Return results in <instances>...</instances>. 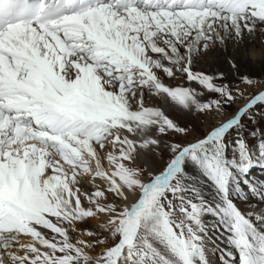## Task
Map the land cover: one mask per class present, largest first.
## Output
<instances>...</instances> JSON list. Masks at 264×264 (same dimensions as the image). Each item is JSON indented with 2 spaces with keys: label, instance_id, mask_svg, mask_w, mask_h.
Returning <instances> with one entry per match:
<instances>
[{
  "label": "snow or ice",
  "instance_id": "snow-or-ice-1",
  "mask_svg": "<svg viewBox=\"0 0 264 264\" xmlns=\"http://www.w3.org/2000/svg\"><path fill=\"white\" fill-rule=\"evenodd\" d=\"M258 25L264 0H0V264H264V90L193 67ZM101 215L106 235L72 241ZM205 216L228 251L206 249Z\"/></svg>",
  "mask_w": 264,
  "mask_h": 264
},
{
  "label": "bare ground",
  "instance_id": "bare-ground-1",
  "mask_svg": "<svg viewBox=\"0 0 264 264\" xmlns=\"http://www.w3.org/2000/svg\"><path fill=\"white\" fill-rule=\"evenodd\" d=\"M246 33V32H245ZM244 33V34H245ZM243 34V35H244ZM255 34L257 35V40L253 43V45H248L247 51L243 50H237L238 53L234 52L231 48L230 39L232 37H228L226 39V43H228L227 50L223 49L224 44L221 45L217 43H213L210 45V47L207 49V51L202 52L196 56L193 57V67L196 70H199L202 73L208 74V75H214L217 71L223 70V75L226 77L224 80L225 82H235L238 78H240L241 73L243 72V69H246V71H251L254 73H257L261 70H264V44L262 43L264 34L260 32V26L258 25L255 31ZM263 35V36H261ZM246 43L248 44V40H246ZM218 46L222 48V52L219 53V56L215 54V56H210L212 47ZM260 50V51H258ZM233 51V52H232ZM220 55H228L227 61H223V59L220 57ZM252 57H255V59H251ZM214 58V59H213ZM158 59V62H162ZM233 61L235 65H237L236 68H233L229 61ZM165 82L167 83V78H164ZM260 89V88H258ZM197 90L199 91V87L197 86ZM257 90V89H256ZM143 99L145 101L146 106H152V107H160L165 110V112L172 118L177 120L182 125H188L189 127H195L196 121H197V115L195 116L191 112H183L178 109L173 108L170 104L167 103L165 100H160L157 97L152 96L151 90L149 88H143ZM213 96L206 95L204 99H211ZM242 104V103H241ZM236 105L234 106V108ZM161 151H163V147L161 146ZM159 163V160L155 157V153L152 150H148L146 152L141 153L136 161L137 166L141 168H152L156 166ZM105 168L107 169L108 165L105 163ZM252 172L257 176H264V169L255 168L252 169ZM92 183L90 180V177H82L81 182L78 185L81 187L83 191L90 192L92 190ZM96 184L99 185L101 189L104 188V184L102 181H96ZM134 198L129 196L128 203H131ZM112 200V197L109 196V202ZM123 203V202H119ZM84 206L87 207L86 202H84ZM97 219V218H94ZM107 219V217H106ZM205 223L208 225L207 227V238H206V249L208 250H229V245L227 243V240L225 238V235L222 232H217L213 229L212 223H214V218L211 216H207L204 218ZM79 224H84L81 222H77ZM87 227L82 225L79 226L78 224L75 226L76 234L79 237V239H83V235L81 233L86 229ZM236 254L233 253V260L232 264H239V257L237 262L236 260ZM235 258V259H234ZM209 259L211 261H215V259H218V256L210 255Z\"/></svg>",
  "mask_w": 264,
  "mask_h": 264
},
{
  "label": "rangeland",
  "instance_id": "rangeland-1",
  "mask_svg": "<svg viewBox=\"0 0 264 264\" xmlns=\"http://www.w3.org/2000/svg\"><path fill=\"white\" fill-rule=\"evenodd\" d=\"M261 36H263V35H261ZM246 40H248V44L246 43ZM256 40H257V35L255 34V32L252 35H249L248 33H245L243 35L242 40L239 43H237L235 38L232 37L230 39V44L229 45H231V48H232V50L234 52L238 53L237 50H243V48H245L243 51H247V49H248L247 46L248 45H253V43ZM225 42H226V39L224 41L223 49L227 50L228 43L225 44ZM262 43L264 44V37H263ZM220 47H221V45H220ZM220 47H218L217 45L215 47H212V51H211V53H209V54H211L210 56H215V54H217L219 56V53L222 52V50H223ZM258 51H260V50H258ZM220 57L223 59V61H227V59H228V55H222V56L220 55ZM215 74L223 75V70L221 69L220 71H217ZM242 76H247L248 78L257 81V83H255L251 87H245L244 85L241 84L240 78H238L237 81H235V82H231L230 83V82L223 81V83H227L230 86L239 85L240 89L245 93V95H251L253 93H258L259 91L264 90V70H261V71L253 74V72L246 71V69H243V72L241 73L240 77H242ZM258 88H260V89H258ZM212 98H214V97H212ZM239 103L241 104V103H243V101H239ZM234 106L235 105H232L231 108L234 109ZM225 107H228V106L226 105ZM257 110H259V109H257ZM196 119H197V121H196V126L195 127L202 125L203 122L208 119V117H205L203 115H197ZM258 124L260 126L264 127V118H258ZM246 127L250 128L251 126L249 124V125H246ZM206 217L207 216H205L204 218H206ZM106 220H107L106 217L101 215V216H99V219L89 218V219L84 221V224L76 223L74 225V227L77 224L79 226H81V227H82V225H84V226L87 227L84 231H94V232H97L99 235L103 236V235H106V234L100 232L99 224L102 223V222H105ZM81 223H83V222H81ZM65 227H68V225H65ZM69 235H70V237H71L73 242H75L76 239H79V237L77 236L76 232H72L70 228H69ZM83 239L84 240H88L89 238L84 236ZM86 251L88 252V254L90 256L95 258V256L100 254L101 248L100 247H96L94 249H88ZM237 260H238V256H236V260H234V261L237 262Z\"/></svg>",
  "mask_w": 264,
  "mask_h": 264
},
{
  "label": "clouds",
  "instance_id": "clouds-1",
  "mask_svg": "<svg viewBox=\"0 0 264 264\" xmlns=\"http://www.w3.org/2000/svg\"><path fill=\"white\" fill-rule=\"evenodd\" d=\"M251 59H255V57H252ZM255 83H257V81L253 80ZM193 115L195 116V113H193ZM53 162H55V157L53 156ZM146 168V167H145ZM97 219H99V217H97ZM99 227H104V228H108L109 226L107 225V220L105 222H102L99 224ZM68 228L72 229L74 228V225H72L71 223L68 224ZM23 243H27V241H23Z\"/></svg>",
  "mask_w": 264,
  "mask_h": 264
}]
</instances>
